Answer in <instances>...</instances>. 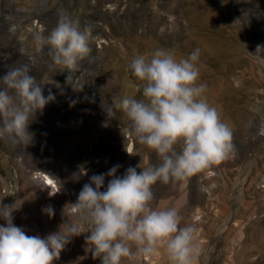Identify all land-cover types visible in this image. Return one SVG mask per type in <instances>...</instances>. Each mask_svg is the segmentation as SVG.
I'll list each match as a JSON object with an SVG mask.
<instances>
[{
  "label": "rangeland",
  "instance_id": "1",
  "mask_svg": "<svg viewBox=\"0 0 264 264\" xmlns=\"http://www.w3.org/2000/svg\"><path fill=\"white\" fill-rule=\"evenodd\" d=\"M61 11L90 30V57L72 69L54 65L34 42ZM160 47L175 49L177 59L200 50L197 83L233 129L235 153L182 181L157 182L152 207H176L179 226L195 227L193 264H264V0H0V76L8 65L29 64L44 95L55 97L29 127L32 146L0 140V204L16 202L14 224L44 237L71 220V203L91 175L159 163L123 113L108 118L101 100L141 98L127 65ZM89 228L82 224L53 264H101ZM124 264L170 262L161 247Z\"/></svg>",
  "mask_w": 264,
  "mask_h": 264
},
{
  "label": "clouds",
  "instance_id": "2",
  "mask_svg": "<svg viewBox=\"0 0 264 264\" xmlns=\"http://www.w3.org/2000/svg\"><path fill=\"white\" fill-rule=\"evenodd\" d=\"M90 38V30H81L63 11L47 35L34 34L51 62L68 69L90 57ZM199 56L200 50L194 49L177 59L175 49L160 47L150 58L137 55L130 60L127 71L141 98H113L107 105L101 100V108L108 118L122 112L132 136L155 152L159 163L129 166L122 176L116 175L121 167L116 164L107 173L91 175L71 203V220L44 237L14 224L13 213L20 208L16 202L0 204V219L5 221L0 225V264H53L71 239L83 233L82 224L90 225L86 240L101 264H124L161 247L170 264H193L200 251L193 238L195 227L179 226L183 218L178 208L157 209L151 202L157 182L182 181L235 153L233 129L207 102V85L197 83ZM54 98L50 91L44 95V85L29 64L8 65L0 76V140L22 151L32 146L35 134L29 127ZM106 177L110 179L104 188ZM43 211L55 214L51 206Z\"/></svg>",
  "mask_w": 264,
  "mask_h": 264
},
{
  "label": "bare ground",
  "instance_id": "3",
  "mask_svg": "<svg viewBox=\"0 0 264 264\" xmlns=\"http://www.w3.org/2000/svg\"><path fill=\"white\" fill-rule=\"evenodd\" d=\"M43 176V174H41V173H37V176H36V178H39V177H42ZM45 180H47V181H50V182H52V183H54L48 176H46L45 175Z\"/></svg>",
  "mask_w": 264,
  "mask_h": 264
},
{
  "label": "built area",
  "instance_id": "4",
  "mask_svg": "<svg viewBox=\"0 0 264 264\" xmlns=\"http://www.w3.org/2000/svg\"><path fill=\"white\" fill-rule=\"evenodd\" d=\"M45 185H49L48 183H46Z\"/></svg>",
  "mask_w": 264,
  "mask_h": 264
}]
</instances>
